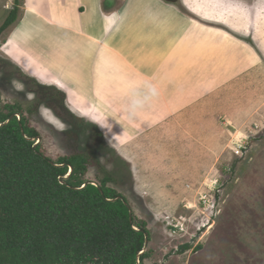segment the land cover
<instances>
[{"label":"rangeland","instance_id":"rangeland-1","mask_svg":"<svg viewBox=\"0 0 264 264\" xmlns=\"http://www.w3.org/2000/svg\"><path fill=\"white\" fill-rule=\"evenodd\" d=\"M27 1L29 8L39 5V0H21L20 16ZM65 1L71 18L75 5ZM243 1L253 7L264 3ZM9 2L12 7L14 0H0V25L11 10ZM41 2L48 12L49 1ZM122 3L114 0L111 8L116 11ZM149 3L134 8L160 7ZM217 7L229 14L235 4ZM173 11L187 27L154 76H140L113 54L98 59L97 84L103 90L98 96L104 102L96 97V103L105 105L112 96L121 103L123 118L134 92L145 84L157 89L139 120L124 118L131 136L78 95L82 91H59L50 84L56 88L43 89L47 84L26 72L49 82L33 69L34 60L21 52V60L14 59L18 65L2 52L6 31L0 36V110L8 113L6 105L19 104L29 115L33 108L30 123L41 135L34 140L47 156L59 160L81 153L94 162L82 179L100 184L105 171H120L119 181L108 185L128 198L137 223H147L145 264H264V53L251 35L204 20L183 3ZM118 34L122 43L138 39L137 34L123 39L124 30ZM11 44L6 53L14 58ZM124 50L131 61L134 52ZM86 92L80 94L94 99ZM108 105L104 112L119 121ZM137 123L145 125L133 132ZM184 244L191 247L180 253Z\"/></svg>","mask_w":264,"mask_h":264},{"label":"trees","instance_id":"trees-1","mask_svg":"<svg viewBox=\"0 0 264 264\" xmlns=\"http://www.w3.org/2000/svg\"><path fill=\"white\" fill-rule=\"evenodd\" d=\"M21 5L14 0L0 36L19 22ZM6 107L8 113L0 110V264H145L147 223H137L128 198L108 185L120 171H105L100 184L82 179L94 164L89 156L53 160L34 140L41 136L30 123L34 109L28 115L19 104Z\"/></svg>","mask_w":264,"mask_h":264},{"label":"crops","instance_id":"crops-1","mask_svg":"<svg viewBox=\"0 0 264 264\" xmlns=\"http://www.w3.org/2000/svg\"><path fill=\"white\" fill-rule=\"evenodd\" d=\"M48 1V12L45 11L43 6H40V0L39 5L32 3L30 8L29 2H26V6L22 7L19 22L6 30L8 33L5 37L6 41L3 42L2 52L18 65L19 63L14 59L21 60V52L27 59L34 60L38 65L34 64L33 69L43 72L44 79L49 81L48 83L42 81L43 79H39L36 77L37 75L30 71H26L21 65L20 67L47 85H55L62 91H92L94 95L92 100L81 95L82 92L77 93L91 103L97 111L105 114L112 122H116L123 131L127 132L126 134L131 136V131L128 130L130 128H125L126 126L122 123L124 118H127V112H125L123 118L117 109L120 102L111 96L108 103L105 104H109L108 106L111 107L110 109L107 106L109 111L118 114L119 121L104 112L103 107L105 105L102 102V105L96 103V100H99L95 98H100L98 93L102 95L100 91H103L97 84L98 59L113 54L121 59L124 66H127L133 72L150 78L161 67L174 44L180 39V35L184 33L187 24L180 19V22H178L172 13L174 12V6L168 5L163 0H154L160 7H148L152 9L149 11L145 9L146 12L144 9L137 10L134 7H140V2L149 3L150 0H123L116 11L111 8L114 0H71L75 5L74 16L71 18L70 10L65 6V0H58L55 7L51 6V2L54 0ZM115 1L117 3V0ZM183 1L187 10L194 15L204 20L222 24L241 34L251 35L257 47H260L264 53L263 2L260 1L256 7H253L243 0H216L215 2L211 0L213 3L210 0ZM228 2L235 4L232 13L227 14L224 9L217 7ZM8 4L10 7L6 9H12L11 2ZM239 7L241 8L236 9ZM165 9L170 11L164 13ZM249 12L252 13L251 19ZM164 14H168V16ZM88 15H91V17L88 18ZM246 24L250 28L244 27ZM119 30L127 31V34L122 36L123 39L126 36L128 38L135 36L133 34H137L136 38L138 39L123 40L124 43H122L121 40H118V38H121V34H118ZM110 39L114 40L115 47H113ZM128 42L129 44H127ZM10 44L15 51L17 50V57L13 58L12 55L6 53L9 52L10 54ZM124 48L127 51L134 52L131 61L128 60L130 55ZM14 56L16 55L14 54ZM100 99L103 101L102 98ZM130 124L133 126V121ZM141 125L139 126L137 123V127L134 126L133 132L138 131V129L141 130ZM115 140L119 143L117 139Z\"/></svg>","mask_w":264,"mask_h":264},{"label":"clouds","instance_id":"clouds-1","mask_svg":"<svg viewBox=\"0 0 264 264\" xmlns=\"http://www.w3.org/2000/svg\"><path fill=\"white\" fill-rule=\"evenodd\" d=\"M13 84L18 90H23V87H24L23 84L16 82V81H14ZM157 95H158V92H157L156 87L151 84H145L144 89L142 91L134 92L130 97V103L127 108L128 118L129 119L137 118L140 112L145 107H147L152 102V100L155 99Z\"/></svg>","mask_w":264,"mask_h":264},{"label":"flooded vegetation","instance_id":"flooded-vegetation-1","mask_svg":"<svg viewBox=\"0 0 264 264\" xmlns=\"http://www.w3.org/2000/svg\"><path fill=\"white\" fill-rule=\"evenodd\" d=\"M163 1L165 3H167L168 5H171V6H175V5L177 6L179 3H183L184 4L183 0H163Z\"/></svg>","mask_w":264,"mask_h":264},{"label":"water","instance_id":"water-1","mask_svg":"<svg viewBox=\"0 0 264 264\" xmlns=\"http://www.w3.org/2000/svg\"><path fill=\"white\" fill-rule=\"evenodd\" d=\"M63 166V165H62ZM73 169H71V171H72ZM69 176V175H68ZM68 176H66L65 178H67ZM147 244H148V240H146V243H145V247H144V251H142L141 253H143V252H145V250H146V247H147ZM140 253V254H141ZM140 262V259H138V263Z\"/></svg>","mask_w":264,"mask_h":264},{"label":"built area","instance_id":"built-area-1","mask_svg":"<svg viewBox=\"0 0 264 264\" xmlns=\"http://www.w3.org/2000/svg\"><path fill=\"white\" fill-rule=\"evenodd\" d=\"M242 147H246V143H244V144L239 148L240 150H239V151H236V152L241 153L240 151H242V149H241Z\"/></svg>","mask_w":264,"mask_h":264}]
</instances>
